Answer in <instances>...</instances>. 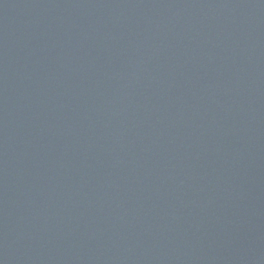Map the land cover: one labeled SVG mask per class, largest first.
<instances>
[{
	"label": "water",
	"instance_id": "obj_1",
	"mask_svg": "<svg viewBox=\"0 0 264 264\" xmlns=\"http://www.w3.org/2000/svg\"><path fill=\"white\" fill-rule=\"evenodd\" d=\"M0 264H264V0H0Z\"/></svg>",
	"mask_w": 264,
	"mask_h": 264
}]
</instances>
